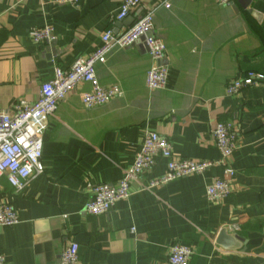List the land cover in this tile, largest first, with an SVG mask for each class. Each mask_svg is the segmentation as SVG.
Instances as JSON below:
<instances>
[{"label": "crops", "instance_id": "crops-1", "mask_svg": "<svg viewBox=\"0 0 264 264\" xmlns=\"http://www.w3.org/2000/svg\"><path fill=\"white\" fill-rule=\"evenodd\" d=\"M121 3L0 0V112L13 113L21 100L36 102L56 67L70 69L90 56L106 30L122 31L148 11L169 68L166 87L150 91L148 48L143 42L116 48L96 73L119 96L87 108L82 94L89 83L67 94L45 122L44 172L21 192L0 177V201L13 203L19 217L0 226V254L6 264H60L74 241L80 264H169L170 247L179 243L193 249L190 264H264V82L234 96L226 92L248 71L264 74V0H250L260 21L238 0H142L118 26ZM47 25L54 27V45L30 35ZM228 121L237 136L229 196L207 198V186L223 175L218 165L148 187L167 170V160L157 157L107 214L85 211L95 186L117 183L132 166L147 132L168 138L175 159L218 161L213 129ZM233 224L238 230L228 232L245 241L244 251L216 243Z\"/></svg>", "mask_w": 264, "mask_h": 264}, {"label": "built area", "instance_id": "built-area-1", "mask_svg": "<svg viewBox=\"0 0 264 264\" xmlns=\"http://www.w3.org/2000/svg\"><path fill=\"white\" fill-rule=\"evenodd\" d=\"M219 5H229L231 0H213ZM57 4L77 5L79 0H55ZM142 3V0H122L117 21L128 18ZM30 35L35 42L54 39V27L47 25L34 28ZM144 37V44L149 50L153 65L146 74V84L150 91L163 89L168 82L169 68L165 62L167 46L156 34L154 13L152 11L136 17L133 23L116 32L113 28L101 36V44L87 58H77L70 69H54V77L44 82L40 88L39 98L30 103L21 100L13 113L0 112V177L6 176L16 192H21L28 183L44 172L42 162L44 130L47 118L54 115L59 103L79 83L87 82L91 89L82 94L83 105L87 108L108 103L121 94L117 86L101 85L96 65L105 63L108 55L116 48L132 46ZM264 74L248 71L233 79L227 85V94L234 96L247 88L262 86ZM213 139L220 153L218 161L175 159L171 141L157 132H147L142 147L137 152L132 166L125 170L123 177L115 184H99L92 190V196L85 206V211L92 215L107 214L115 202L127 198L132 192L133 184L141 175L152 168L157 157L167 160V170L160 179L152 180L148 187H153L171 180L193 174H202L218 165L223 171L221 177L214 178L207 186L206 195L211 201L229 196L232 178L236 171L232 158L237 149V136L233 122H217L213 129ZM19 222L17 210L13 203L0 201V226L10 227ZM134 230V228H132ZM229 232H236L238 226H227ZM193 249L179 243L170 247L169 264H190ZM0 264H6V258L0 254ZM60 264H80L79 246L71 241L61 252Z\"/></svg>", "mask_w": 264, "mask_h": 264}, {"label": "water", "instance_id": "water-1", "mask_svg": "<svg viewBox=\"0 0 264 264\" xmlns=\"http://www.w3.org/2000/svg\"><path fill=\"white\" fill-rule=\"evenodd\" d=\"M238 1L241 4L242 8L248 9V11L257 20H259V21L261 20V18H262L261 14H259L258 12L254 11L252 8H250V0H238ZM121 22H124V21H120L118 23V26L121 24ZM115 31L119 32V30H115ZM144 39L145 38L142 37L141 39L136 41L134 44L144 42ZM50 43H51V45H54L55 41L52 40ZM216 243L225 250H242V251L245 250V247L243 246L245 241L240 236H238L236 234L229 233L226 227L220 231V233L217 237Z\"/></svg>", "mask_w": 264, "mask_h": 264}]
</instances>
